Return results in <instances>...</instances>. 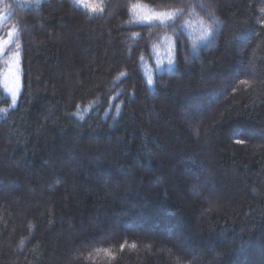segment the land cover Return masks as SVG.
Wrapping results in <instances>:
<instances>
[{
    "label": "trees",
    "instance_id": "16d2710c",
    "mask_svg": "<svg viewBox=\"0 0 264 264\" xmlns=\"http://www.w3.org/2000/svg\"><path fill=\"white\" fill-rule=\"evenodd\" d=\"M261 9L0 0V264H264Z\"/></svg>",
    "mask_w": 264,
    "mask_h": 264
},
{
    "label": "rangeland",
    "instance_id": "374dc122",
    "mask_svg": "<svg viewBox=\"0 0 264 264\" xmlns=\"http://www.w3.org/2000/svg\"><path fill=\"white\" fill-rule=\"evenodd\" d=\"M74 1H77L79 4L84 6L93 0H74ZM3 44L7 46V43H3ZM2 82L5 88L6 94L10 99V107L16 106L18 99H19L20 91H21V67H20V61H19V54L16 56L14 55V52H13V56L9 60L8 67L2 74ZM9 89H13L16 92L15 104H13L12 102V92L9 91ZM189 130H192L191 126L189 127Z\"/></svg>",
    "mask_w": 264,
    "mask_h": 264
},
{
    "label": "snow or ice",
    "instance_id": "6c2138e0",
    "mask_svg": "<svg viewBox=\"0 0 264 264\" xmlns=\"http://www.w3.org/2000/svg\"><path fill=\"white\" fill-rule=\"evenodd\" d=\"M93 10H95V9H93ZM261 10L264 11V9H261ZM163 16H169V14H168V13H161V14H159L158 16H156L155 18H156V19H160V18L163 17ZM169 18H171V17H169ZM148 19H151V17H149ZM0 51H3V48H0ZM149 82H151V81H149ZM9 91L12 92V102H13V104H15V102H16V92H15V90H13V89H9ZM236 142H237V143H241V144L244 143V141H243L242 139H237ZM132 247L135 248L136 245L133 244Z\"/></svg>",
    "mask_w": 264,
    "mask_h": 264
}]
</instances>
